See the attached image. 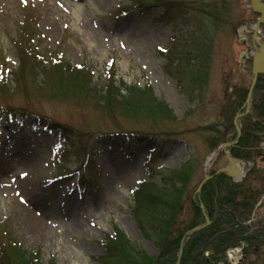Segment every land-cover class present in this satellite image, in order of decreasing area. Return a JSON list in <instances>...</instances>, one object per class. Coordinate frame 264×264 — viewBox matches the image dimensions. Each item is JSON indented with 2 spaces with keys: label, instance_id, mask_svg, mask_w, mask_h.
Listing matches in <instances>:
<instances>
[{
  "label": "rangeland",
  "instance_id": "374dc122",
  "mask_svg": "<svg viewBox=\"0 0 264 264\" xmlns=\"http://www.w3.org/2000/svg\"><path fill=\"white\" fill-rule=\"evenodd\" d=\"M196 2L199 12L190 11L175 23L155 24L158 8L150 15L139 11L119 15L129 6L128 0H0L1 63L7 58L11 66H17L12 41L27 14L34 23V47L44 54L61 51L73 67H84L92 91L106 89L107 69L114 64L116 83L150 87L176 119L154 124L119 117L111 121L88 100L41 91L36 87L43 86L41 73H33L35 83L28 84L27 92L11 80L0 96V105L40 114L69 129L66 137L61 133L42 137L45 143L41 144L33 142L37 132L27 130L26 122L24 128L18 121L0 125V223L24 251L39 253L42 264H103L100 258L106 251L102 243L114 229L125 234L131 247L156 258L154 240L144 236L135 218L133 194L142 184L150 185L140 197L145 196L147 202L148 195L158 196L151 208L157 213L164 209L160 202L169 205L180 194L178 217L184 227L193 216L190 203L200 194L205 177L229 165L227 155L219 151L205 171L208 156L224 142H231V133L210 149L206 140L215 134L197 130L219 124L227 96L235 89L249 88L256 47L250 27L258 17L247 11L243 0ZM259 30L264 44V26ZM54 144L81 149L77 152L81 160L88 155V167L99 176L98 186L79 190L75 159L71 155L59 163ZM157 145L165 151L152 155ZM262 148L261 157L246 162L251 166L244 178L250 172L256 176L264 171ZM149 157L159 168L147 174L142 163ZM111 158L122 160L121 172L111 168ZM110 172L118 175L109 180ZM127 174H134L128 184L124 182ZM15 180L26 183L24 194L30 196L18 194ZM255 208L247 223L252 226L264 216V192ZM23 211L44 214L43 236L28 229ZM71 214L75 228L84 232L68 238V230L60 224L69 225ZM242 252L238 248L228 253V264H264V245L246 259Z\"/></svg>",
  "mask_w": 264,
  "mask_h": 264
},
{
  "label": "trees",
  "instance_id": "16d2710c",
  "mask_svg": "<svg viewBox=\"0 0 264 264\" xmlns=\"http://www.w3.org/2000/svg\"><path fill=\"white\" fill-rule=\"evenodd\" d=\"M128 1L130 6L122 12L139 11L150 15L153 9L158 8L159 12L153 16L155 24L175 23L177 20L185 19L190 11L199 12L194 6L197 4L196 0ZM212 18L218 22V19L213 16ZM32 20L27 14L23 15L22 25L12 41L13 52L18 61L17 68L12 69L5 60L3 63L0 62V71L3 75L0 82V96H4L5 88L11 80H14L19 89L27 92L28 84L34 85L33 73L37 72L41 73L44 79L43 86H36L41 91L45 89L46 92H52L54 95H61V98L73 96L88 100L94 110L111 121L116 117L148 121L153 124L157 121H176L169 106L164 101L156 99L150 88L141 90L138 87H127L122 82L116 83L114 67L108 73L109 84L106 89L100 93L92 91L89 87L90 75L82 67H73L68 63L64 59L63 52L55 50L44 54L34 47L36 35L34 37ZM7 76L12 79L9 80ZM247 93V89H235L233 94L227 96V109L221 116V122L197 131L215 134L212 138H206L210 149L217 147L223 136L231 133L230 143L234 144L228 149L229 155L237 160L250 162L261 157L262 144L264 146V76L258 77L253 89L249 114L238 121L240 136L237 138L233 119L236 115L245 112L243 106ZM0 116L5 118L4 121L9 122H13L14 116H18L26 123L31 122L27 128L40 130L42 133L54 134L57 131L63 134L69 133L66 126L46 120L37 113L24 109L17 110L10 105H0ZM163 135L170 136L166 133ZM158 146L153 147V153L165 151L163 146ZM71 149L75 151L74 157L79 158L80 153L77 152L81 149L74 145ZM79 164V170L83 172L84 169V173L80 177L78 186L96 185L97 176L88 167L89 159L82 162L79 160ZM144 166L148 172L155 168L150 160L145 162ZM255 182L259 183L257 187L253 186ZM144 191L145 189L139 191L135 197V218L144 236L154 240L157 257L151 258L131 247L128 239L116 230L113 237H106L103 243L106 251V255L100 258L103 264H176L183 235L204 224L206 217L211 224L186 242L180 264H227V251L242 247L243 258L246 259L256 255L258 248L264 245V216L253 226L252 223L247 224L264 192V171H259L256 176L250 172L238 184H234L224 173H212L203 184L200 194L192 199L190 205L193 216L184 227L178 217L181 211L180 194L175 202L169 205L160 202L164 209L157 213L151 208L155 199L159 197L148 195L149 198L145 202V196L140 197L145 193ZM179 225L182 227L179 228ZM251 232L253 236L250 235ZM0 264L42 263L39 254H30L20 248L8 228L0 224Z\"/></svg>",
  "mask_w": 264,
  "mask_h": 264
},
{
  "label": "bare ground",
  "instance_id": "6f19581e",
  "mask_svg": "<svg viewBox=\"0 0 264 264\" xmlns=\"http://www.w3.org/2000/svg\"><path fill=\"white\" fill-rule=\"evenodd\" d=\"M260 1H261V3L264 4V0H260ZM255 16H257V15H255ZM258 20H259V18H257V20L250 27L255 32L257 31V36H259V34H260V30H259L260 27L264 26V24H263V25H260L259 27H256V22ZM244 29L245 28L240 29V34L242 37H244V35H243ZM94 35L97 38L99 37L96 33H94ZM249 89H250V86L247 89L248 92H249ZM247 96H248V93H247ZM218 154H219V150L215 151L213 154L208 156V158L206 159L205 171L210 169V167L212 166V164H213L214 160L216 159V157L218 156ZM108 162H109V164L111 163V168H114V169L116 168L119 172H121L123 170L124 163L122 162V160L116 161L113 158H111L108 160ZM250 166H251L250 164H246L244 162H242L240 164L236 163L234 166V170H235L236 175H237L236 179L238 180V179H241L243 176H245V174L249 170ZM107 169L108 168L105 167V170H107ZM108 172H109V170H108ZM117 175L118 174H116V173L114 174L113 172H110V174L108 175V179L111 180V179L115 178ZM125 178L126 179H124V182L126 184H128L130 182L131 178H134V174H127V175H125ZM14 184H15L16 191L18 192V194L21 197L30 196V194H28V193H26V196L24 194L26 192V183H24L22 180L21 181L15 180ZM28 199H31V198H28ZM22 213L24 214L23 219H25L23 222L25 223V225L28 226V229L32 231L33 235L43 236L45 233V230H46L45 224H44V214L41 211H39L37 216H35V214L33 215L30 213H27L26 211H23ZM72 218H74L73 214H71L69 216L70 228L68 229V233L66 232V235L64 233V235L68 238H70V237L72 238L76 234H83V232H84L82 229L75 228V225L72 222L73 221Z\"/></svg>",
  "mask_w": 264,
  "mask_h": 264
},
{
  "label": "water",
  "instance_id": "95a60500",
  "mask_svg": "<svg viewBox=\"0 0 264 264\" xmlns=\"http://www.w3.org/2000/svg\"><path fill=\"white\" fill-rule=\"evenodd\" d=\"M251 9H252L253 13L258 14L260 16L259 20L256 22V27L263 25L264 24V4L261 3L260 0H251ZM253 41L257 44L258 48L256 49V52L254 53L253 58H252V70H251V72H252L253 79H252V83H251V86H250V89L248 92V96H247V100H246L247 109H246L245 113H248V111H249L250 97H251V93L253 91V88L256 84L257 78L259 75H264V44H261L259 42V38L257 36V31L256 32L254 31ZM240 117H241V115H237L234 119V127L236 128L238 135H239V128L237 125V120ZM229 146H230V144L225 143L221 147V150L226 155H227L226 148ZM227 159L229 162V166L227 168H224L221 172H224L230 178H235L237 175H236V172L234 170V166H235V163L237 161L235 159L231 158L229 155H227ZM207 179H208V177H205V180H207ZM198 192H199V190H198ZM208 225H209V221L206 220V224L195 227L194 229H192V230H190L184 234L183 238L181 239L180 252H179L178 260H177L176 264H180L179 259H180L183 247H184L187 239H189L191 236L197 234L198 232L202 231Z\"/></svg>",
  "mask_w": 264,
  "mask_h": 264
}]
</instances>
